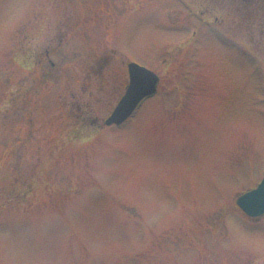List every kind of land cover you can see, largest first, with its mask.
<instances>
[{
	"label": "rangeland",
	"instance_id": "obj_1",
	"mask_svg": "<svg viewBox=\"0 0 264 264\" xmlns=\"http://www.w3.org/2000/svg\"><path fill=\"white\" fill-rule=\"evenodd\" d=\"M263 8L0 0V264H263ZM127 63L158 92L105 128Z\"/></svg>",
	"mask_w": 264,
	"mask_h": 264
},
{
	"label": "water",
	"instance_id": "obj_2",
	"mask_svg": "<svg viewBox=\"0 0 264 264\" xmlns=\"http://www.w3.org/2000/svg\"><path fill=\"white\" fill-rule=\"evenodd\" d=\"M127 69L129 75L127 88L111 114L104 120V126L123 125L133 116L142 101L157 91L158 78L152 72L135 64H129ZM236 205L249 218L263 216L264 178L254 190L239 196Z\"/></svg>",
	"mask_w": 264,
	"mask_h": 264
},
{
	"label": "flooded vegetation",
	"instance_id": "obj_3",
	"mask_svg": "<svg viewBox=\"0 0 264 264\" xmlns=\"http://www.w3.org/2000/svg\"><path fill=\"white\" fill-rule=\"evenodd\" d=\"M262 1V3H263V6H264V0H261ZM261 27V29L262 30H264L263 28H264V26H260ZM263 27V28H262ZM260 30V29H259Z\"/></svg>",
	"mask_w": 264,
	"mask_h": 264
}]
</instances>
